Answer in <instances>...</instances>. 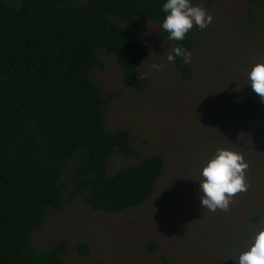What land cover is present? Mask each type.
Returning a JSON list of instances; mask_svg holds the SVG:
<instances>
[{
    "label": "rangeland",
    "instance_id": "1",
    "mask_svg": "<svg viewBox=\"0 0 264 264\" xmlns=\"http://www.w3.org/2000/svg\"><path fill=\"white\" fill-rule=\"evenodd\" d=\"M192 3L203 6L212 21L201 32H189L196 43L190 78L182 79L166 60L171 43L149 19L145 29L133 31L134 42L148 51L138 67L139 90L122 84L115 58L104 50L96 52L104 67L89 74L101 92L105 129L129 131L136 153L124 157L115 151L107 174L160 155L165 168L151 196L116 214L92 212L79 199L64 201L61 212H47L32 232V249L64 240L68 264H235L250 237L264 230V122L232 117L250 90L247 68L264 62V0ZM154 64L163 68L157 71ZM216 148L239 152L248 167L246 191L232 197L227 211L213 212L201 208L197 196L200 169ZM79 243L90 247L86 256L76 251Z\"/></svg>",
    "mask_w": 264,
    "mask_h": 264
},
{
    "label": "trees",
    "instance_id": "2",
    "mask_svg": "<svg viewBox=\"0 0 264 264\" xmlns=\"http://www.w3.org/2000/svg\"><path fill=\"white\" fill-rule=\"evenodd\" d=\"M162 2L0 0V264H68L64 240L30 246L46 213L61 212L64 201L116 214L151 196L165 168L162 156L107 174L115 151L136 153L129 131L105 129L101 92L89 74L104 67L96 56L104 50L115 58L122 84L139 90L138 67L148 51L134 42L133 31L145 29L146 19L160 24ZM161 37L168 40L163 30ZM169 42L171 49L196 47L189 33ZM173 64L182 79L191 77L189 63L177 58ZM232 117L264 122V104L250 89ZM76 251L86 256L90 247L79 243Z\"/></svg>",
    "mask_w": 264,
    "mask_h": 264
},
{
    "label": "clouds",
    "instance_id": "3",
    "mask_svg": "<svg viewBox=\"0 0 264 264\" xmlns=\"http://www.w3.org/2000/svg\"><path fill=\"white\" fill-rule=\"evenodd\" d=\"M164 14L160 27L169 41L180 42L194 28L204 30L212 21L203 6L192 0H163L160 6ZM179 58L182 64L190 61V52L177 43L166 54V60L174 63ZM157 71L163 65H153ZM247 86L264 104V62H257L246 70ZM248 165L236 151L216 148L201 167L198 182L199 205L208 211H227L232 197L246 191L245 170ZM236 264H264V230L250 237V243L237 257Z\"/></svg>",
    "mask_w": 264,
    "mask_h": 264
}]
</instances>
